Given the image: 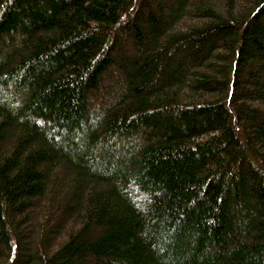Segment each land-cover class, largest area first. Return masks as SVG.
<instances>
[{
  "label": "trees",
  "instance_id": "obj_1",
  "mask_svg": "<svg viewBox=\"0 0 264 264\" xmlns=\"http://www.w3.org/2000/svg\"><path fill=\"white\" fill-rule=\"evenodd\" d=\"M0 264H264V0H0Z\"/></svg>",
  "mask_w": 264,
  "mask_h": 264
},
{
  "label": "rangeland",
  "instance_id": "obj_2",
  "mask_svg": "<svg viewBox=\"0 0 264 264\" xmlns=\"http://www.w3.org/2000/svg\"><path fill=\"white\" fill-rule=\"evenodd\" d=\"M100 95H101V94H100ZM100 97H101V96H99V98H96V97L93 98V102H98L99 100H102V99H100Z\"/></svg>",
  "mask_w": 264,
  "mask_h": 264
}]
</instances>
